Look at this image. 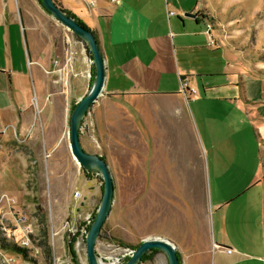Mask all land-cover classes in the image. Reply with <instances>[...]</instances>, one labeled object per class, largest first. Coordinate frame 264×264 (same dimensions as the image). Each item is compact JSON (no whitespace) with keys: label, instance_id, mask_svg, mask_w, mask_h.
<instances>
[{"label":"rangeland","instance_id":"rangeland-1","mask_svg":"<svg viewBox=\"0 0 264 264\" xmlns=\"http://www.w3.org/2000/svg\"><path fill=\"white\" fill-rule=\"evenodd\" d=\"M73 1L85 8L83 1ZM200 2L204 3L211 19L200 14L199 21L211 20L216 38L219 35L228 50L239 54L237 58L248 65L249 71L264 79V0ZM10 3L19 13L18 21L26 24L25 0ZM28 4L32 15L46 21L48 30L61 43L65 40L69 45V39L85 46L40 0H29ZM188 20L196 21V18L188 17ZM27 33L31 41V30ZM229 60L235 61L230 55ZM44 94L39 85H31L27 101L31 102L33 115L32 135L24 138L19 134L8 140L15 146L8 158L16 164V169L9 167L4 178L7 193L1 197L6 208L0 214V264H56L59 257L65 258L61 255L72 256L71 246L77 260L89 264L86 233L102 198L104 181L101 174L86 171L74 158L69 128L51 148H45L44 139L37 137L46 124L41 123L42 117L45 120L52 112L43 105ZM161 98L164 97L104 93L82 122V145L89 152L105 156L115 180L114 204L96 249L105 254L114 253V244L136 249L145 237L162 235L177 241L183 264H209L210 230L215 240L211 197L215 196L216 188L226 196L235 194L254 178L255 169L261 163V141L254 124L252 128L246 125L239 137V149L230 150L229 144L224 143L216 149L215 155L210 154L211 167L200 154L182 151L181 147L170 152L160 141L169 137L175 142L179 132L173 125L168 131L160 130L159 120L166 119L165 115L175 120L174 112L164 109L168 103ZM180 98L171 97L176 99V104H180ZM78 101L72 100L65 113L69 125L73 105ZM40 107L43 109L39 110ZM56 125L62 130V122ZM35 136L37 138H33ZM220 140H227L224 130L212 135L214 145ZM246 157L248 162L243 166L240 161ZM21 183L23 194L18 192ZM141 264H168V258L158 251L152 260Z\"/></svg>","mask_w":264,"mask_h":264},{"label":"crops","instance_id":"crops-1","mask_svg":"<svg viewBox=\"0 0 264 264\" xmlns=\"http://www.w3.org/2000/svg\"><path fill=\"white\" fill-rule=\"evenodd\" d=\"M10 1L0 0V214L6 208L1 200L7 193L6 171L16 169L8 158L15 146L8 140L19 134L24 138L32 135L33 115L27 101L31 85L40 86L45 93L43 105L52 110L45 120L42 117L41 123L46 124L37 136L44 139L45 148H51L70 128L65 114L70 102L76 103L85 94L95 76L93 56L84 41L87 50L77 41L61 43L48 30L46 21L32 15L29 0H25L27 23L18 21L19 13ZM55 1L97 35L106 61L104 93L164 97L162 101L168 103L164 109L174 112L175 120L165 115L167 120H159L160 130L168 131L173 125L179 132L175 142L169 137L160 141L170 152L181 147L182 151L200 154L211 167L210 154L215 155L224 143L237 151L241 131L254 124L261 141V163L254 178L229 196L216 188L210 200L215 240L210 230L209 264H264L263 77L249 71L237 58L239 54L228 50L219 35L216 38L215 26L211 29L215 43H209L207 24L212 21H199L200 14L211 19L200 0H81L85 8L73 0ZM68 48L74 51V61L72 75L69 72L66 79L59 77L55 68L65 64ZM229 55L235 61L229 60ZM184 83L188 85L185 92ZM173 96H181L180 104L171 99ZM58 122H62V130ZM218 130H224L227 140L214 145L212 135ZM245 160L240 161L243 166L247 157ZM18 188L23 194L22 183ZM61 256L72 258L69 253ZM77 263L84 264L80 260Z\"/></svg>","mask_w":264,"mask_h":264},{"label":"water","instance_id":"water-1","mask_svg":"<svg viewBox=\"0 0 264 264\" xmlns=\"http://www.w3.org/2000/svg\"><path fill=\"white\" fill-rule=\"evenodd\" d=\"M42 5L53 17L73 31L86 43L93 56L95 76L85 94L79 99L70 114V149L74 158L86 170L101 174L104 181L102 198L99 202L95 218L86 234V254L89 264H101L96 249L102 227L110 214L115 199V180L110 164L101 154L89 152L82 145V122L90 107L104 93L106 83V61L97 35L82 25L76 17L70 15L55 0H41ZM196 16L195 13H187ZM158 249L166 254L168 264H183L182 256L176 243L162 235L145 237L135 249L133 255L124 264H139L143 255L150 249Z\"/></svg>","mask_w":264,"mask_h":264},{"label":"built area","instance_id":"built-area-1","mask_svg":"<svg viewBox=\"0 0 264 264\" xmlns=\"http://www.w3.org/2000/svg\"><path fill=\"white\" fill-rule=\"evenodd\" d=\"M90 4H93V2H89ZM170 13L172 14L173 12L170 11ZM213 28L211 23L207 24V32L209 34V39H210V44H214L215 43V39L212 36L211 33V29ZM68 44L71 43V41H69V39H67ZM84 50H86L85 46H84ZM67 54H66V61L64 65H60L58 67L55 68L56 71H58L59 73H61V75L64 77H66L69 72L71 71L70 69L73 68V61H74V51L71 48L67 49ZM56 63H58L56 61ZM77 75V74H76ZM67 79V77H66ZM64 80L65 82H67V80ZM183 89L184 92L186 91V89H188V85L187 83H184L183 85ZM191 92H194L195 90L193 88L189 89ZM83 128V126H82ZM90 222V220H89ZM28 228V227H27ZM87 232V230H85V233ZM87 234V233H86ZM115 249L113 250L114 253H109V254H105V253H100L98 251V257L99 260L101 262V264H124L125 261L130 258L134 251L135 248L129 247V246H123L122 244H114ZM56 264H72V260L71 259H65V258H58V261Z\"/></svg>","mask_w":264,"mask_h":264},{"label":"trees","instance_id":"trees-1","mask_svg":"<svg viewBox=\"0 0 264 264\" xmlns=\"http://www.w3.org/2000/svg\"><path fill=\"white\" fill-rule=\"evenodd\" d=\"M40 2H41V0H40ZM66 10V9H65ZM70 15H73L74 17H76V19L82 24V25H84L85 27H87L88 29H91L81 18H79V17H77L74 13H72L71 11H69V10H66ZM92 30V29H91ZM93 31V30H92ZM76 106V104L75 105H73V108ZM103 157H105L104 155H102ZM102 186H104V184L102 185ZM103 189V188H102ZM44 234L46 235L47 234V232L46 231H44ZM46 237V236H45ZM141 243V242H140ZM140 243H138L137 245H136V247H138V245L140 244ZM48 245H47V243H46V247H47ZM70 251H71V253H72V256H73V258H74V261H75V264H78L77 262H78V260H77V256H76V253H75V250L73 249V247L71 246L70 247ZM159 250L158 249H155V248H153V249H150V250H148L144 255H143V259H142V262L141 263H143V262H146V261H150V260H152L153 258H154V256H155V253L156 252H158ZM48 253L49 254H51V249H50V247H48ZM179 255L180 256H182V254H181V252L179 251ZM141 263H139V264H141Z\"/></svg>","mask_w":264,"mask_h":264},{"label":"flooded vegetation","instance_id":"flooded-vegetation-1","mask_svg":"<svg viewBox=\"0 0 264 264\" xmlns=\"http://www.w3.org/2000/svg\"><path fill=\"white\" fill-rule=\"evenodd\" d=\"M148 160V159H147ZM149 163V162H148ZM147 163V171L149 170V164ZM151 174V171L148 172V175ZM149 179V178H148ZM149 183V182H148Z\"/></svg>","mask_w":264,"mask_h":264}]
</instances>
